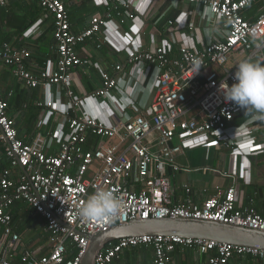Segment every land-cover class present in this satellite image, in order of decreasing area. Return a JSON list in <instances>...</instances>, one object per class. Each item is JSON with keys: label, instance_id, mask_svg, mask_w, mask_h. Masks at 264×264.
I'll return each instance as SVG.
<instances>
[{"label": "built area", "instance_id": "built-area-1", "mask_svg": "<svg viewBox=\"0 0 264 264\" xmlns=\"http://www.w3.org/2000/svg\"><path fill=\"white\" fill-rule=\"evenodd\" d=\"M259 1L94 0L102 13L74 31L67 0H37L50 17L55 58H47L36 73L28 67V48L0 45V64L10 67L25 88L43 90L34 102L43 128L26 142L7 112L13 91L0 89L2 152L12 168L24 169L0 172V264H14L16 256L20 264H79L87 236L134 219L195 218L264 231V216L244 206L235 183L200 204L187 199L168 205L167 200L171 175L180 170L175 157L184 147L195 146L198 137L212 139L233 156L241 151L230 126L241 108L224 100L220 84L234 82L236 62L228 65L233 52L244 50L245 58L264 63V0L254 14L243 15ZM45 22L38 18L22 36H39ZM103 47L116 58L107 69L94 61L95 50ZM196 60L201 66L192 74ZM138 64L147 79L135 102L124 107L118 87L122 80L131 81ZM91 68L100 70V84L87 91L79 72ZM254 147L257 153L264 151V144ZM248 169L244 163L246 182ZM97 187L112 190L121 209L111 221L84 223L77 210ZM21 200L44 219L50 234L45 254L25 249L12 227L10 211ZM68 246L76 250L71 258L66 257ZM141 246L151 248L150 264H169L177 248L194 249L204 258L200 264H228L233 256L264 260V249L140 235L108 243L95 264H112L126 249Z\"/></svg>", "mask_w": 264, "mask_h": 264}, {"label": "crops", "instance_id": "crops-1", "mask_svg": "<svg viewBox=\"0 0 264 264\" xmlns=\"http://www.w3.org/2000/svg\"><path fill=\"white\" fill-rule=\"evenodd\" d=\"M30 1L31 0H6L4 5H0V9L2 8L5 11L8 10L17 14V12H21ZM84 1L86 0H67L66 4L70 3L77 6ZM87 4L88 9L82 12L84 15L83 20L80 22L77 21L74 26L71 25L74 31H79L88 24L92 12L95 14L102 13V7H99L94 0H87ZM255 4L256 3H253L250 7L253 8ZM255 8L257 9L258 7ZM1 12L2 10H0V13ZM254 12L252 14H254ZM42 17H44L46 22L40 29L44 32L51 23L49 20L50 17L46 16L45 12ZM3 25L4 24L0 23V33L5 31L13 32L12 29L8 30ZM39 36L35 38L23 37V47L28 48L32 55L37 48V46L33 44L37 42L36 39ZM51 48L52 47H50L49 50H52ZM125 55L126 53L124 52L120 57ZM36 56L38 58H32L28 61V67L31 71L38 73L44 67L45 60L42 61L39 58L40 56ZM94 59L102 69L109 68L112 62L116 60L114 55L106 47L95 50ZM254 60L259 61L257 58ZM229 61L228 65L231 66L239 60L229 59ZM100 75V70L93 68L86 73L79 72L80 81L87 91H91V89L100 84ZM12 76L8 73L6 67L0 65V85H9V82L14 78H12ZM18 86L20 89L27 90L29 98L32 99L33 102H35L36 98L43 95V90L41 88L32 90L25 88L21 83H19ZM75 92L79 93V90L75 88ZM14 113L12 118L14 119L18 136L26 142L31 141L35 133L43 127H40L37 118L36 122H33L32 114L30 111L28 112V110H25L24 107L18 109ZM54 125L53 122L49 124L48 127L50 130L52 128L54 129ZM230 126L234 130L232 134L237 137L236 139L238 142L240 141L236 146L241 150L240 153L233 156L229 149L220 146L212 139L206 137H198L195 146L184 147L183 151L175 157L180 170L171 175L167 192L168 205H177L187 199L200 204L204 199L214 195L218 190L224 191L235 183L239 185V196L242 198L244 206L252 208L257 213L264 216V151L259 153L256 152L257 150L253 151L256 144H264V120H253L250 116H245L243 109H241L234 116ZM242 133L244 134L241 137L240 135ZM174 141L177 143L179 142L178 139ZM1 161H5V158L0 142V162ZM244 163H248V182H246L247 179L243 178L241 175ZM10 169L13 173L17 172L16 170H22L12 167H10ZM33 217H35L33 218V222H35L34 228L28 227L22 233L16 232L20 235L25 249L41 254L44 250L41 245L44 235H42L39 230L42 228V230L46 232L45 223L41 222L42 216L36 212L33 214ZM13 229L14 231L16 230V228ZM145 255L146 257L148 255L149 258L152 255L151 248L148 246L129 248L121 259H119L120 264H143ZM18 258L19 257L16 256L14 264H20ZM203 259L204 258H200L199 254L192 248H177L171 257L170 264H187L188 260L191 264H198L200 261H203ZM228 264H264V260L251 256H233Z\"/></svg>", "mask_w": 264, "mask_h": 264}, {"label": "trees", "instance_id": "trees-1", "mask_svg": "<svg viewBox=\"0 0 264 264\" xmlns=\"http://www.w3.org/2000/svg\"><path fill=\"white\" fill-rule=\"evenodd\" d=\"M69 2V1H68ZM262 3V0L259 1L254 5L253 8L249 7L245 12H243L244 17H248L252 15V13L256 10L255 7H259ZM88 9L87 0L82 2L79 5L74 4H66V10L69 13V17L71 20V25L74 26V24L77 21L83 20V13L85 10ZM2 12L0 13V23L4 24L8 30L12 29L13 32L5 31L0 33V45L2 43H9L13 46H21L23 47V32L38 18L42 17L44 15V11L37 3V0H31L25 8L22 9L21 12H11V11H5L4 9H0ZM82 13V14H81ZM81 15V16H80ZM48 20V19H47ZM50 20V18H49ZM47 30L42 32V34L36 39V43L34 42V46H37V48L34 50L33 55L31 54L30 59L32 58H38L36 55L40 56V60L44 61L47 58H55V54L52 50H49L50 47L54 44V39L52 35V26L51 24L46 28ZM34 56V57H33ZM29 59V60H30ZM2 65V64H0ZM3 67H6L8 69V73L13 75L11 72V68L5 65H2ZM14 76H12L13 78ZM10 84L0 85L1 91L5 94L9 89L13 90V95L8 98V114L10 117H13L14 112H16L18 109L25 108V110L30 111L32 114L33 122H36V118L38 116V108L34 104L33 100L29 98L28 92L26 89H20L18 84V80L14 77ZM13 85V86H12ZM12 86V87H11ZM4 87V88H3ZM6 88V89H5ZM5 89V90H4ZM33 90V89H32ZM36 90V89H34ZM34 122V123H35ZM24 141V140H23ZM10 163L5 159V161L0 162V172L3 168H10ZM11 216H12V227L16 228L15 231L22 233L25 231L28 227L34 228L35 222H33V214L35 213L34 209L30 207L25 201H17L12 209H11ZM41 222H44L43 218ZM45 223V222H44ZM43 236L42 239V248H44L43 252L41 254L47 253L49 250V237L50 234L47 232H44L42 228L39 230ZM138 248V247H133ZM127 250V249H126ZM125 250V252H126ZM124 252V253H125ZM174 253V252H173ZM172 253V255H173ZM76 254L75 248L68 246V253L67 258H71ZM124 255V254H123ZM122 255V256H123ZM171 255V257H172ZM121 256V257H122ZM150 256V255H149ZM115 259L112 264H120L121 259ZM152 260V255L150 258L144 256V262L143 264H150ZM170 264V263H169ZM190 264V261L188 260V263ZM200 264V263H198Z\"/></svg>", "mask_w": 264, "mask_h": 264}, {"label": "clouds", "instance_id": "clouds-1", "mask_svg": "<svg viewBox=\"0 0 264 264\" xmlns=\"http://www.w3.org/2000/svg\"><path fill=\"white\" fill-rule=\"evenodd\" d=\"M200 66L199 60L194 61L192 74ZM234 66V82L231 85L226 81L220 84L224 100L243 109L245 116L253 120H264V63L248 57L240 59ZM131 77V81L122 80L118 87L119 103L124 107L135 102L147 79L144 66L136 65ZM121 206L119 197L112 190L97 187L79 206L77 216L84 223L97 219L111 221L118 215Z\"/></svg>", "mask_w": 264, "mask_h": 264}, {"label": "water", "instance_id": "water-1", "mask_svg": "<svg viewBox=\"0 0 264 264\" xmlns=\"http://www.w3.org/2000/svg\"><path fill=\"white\" fill-rule=\"evenodd\" d=\"M140 235H174L264 249V231L258 229L195 218L134 219L87 236L89 243L79 264H95L96 255L108 243L122 237Z\"/></svg>", "mask_w": 264, "mask_h": 264}, {"label": "rangeland", "instance_id": "rangeland-1", "mask_svg": "<svg viewBox=\"0 0 264 264\" xmlns=\"http://www.w3.org/2000/svg\"><path fill=\"white\" fill-rule=\"evenodd\" d=\"M93 14H95V13H91L90 14V16L91 15H93ZM247 55V52L246 51H244V50H240V51H237V52H233L231 55H230V59H234V60H240V59H242V58H245V56ZM230 62V61H229ZM190 264H191V262H190ZM194 264V263H193Z\"/></svg>", "mask_w": 264, "mask_h": 264}]
</instances>
